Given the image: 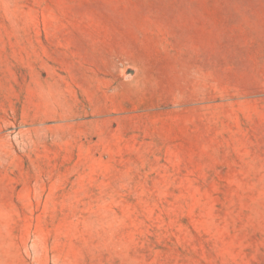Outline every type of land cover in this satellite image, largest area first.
<instances>
[{
  "label": "rangeland",
  "instance_id": "obj_1",
  "mask_svg": "<svg viewBox=\"0 0 264 264\" xmlns=\"http://www.w3.org/2000/svg\"><path fill=\"white\" fill-rule=\"evenodd\" d=\"M0 264H264V0H0Z\"/></svg>",
  "mask_w": 264,
  "mask_h": 264
}]
</instances>
